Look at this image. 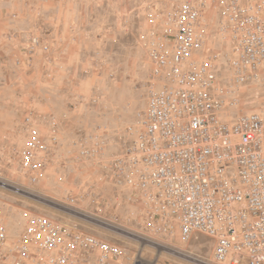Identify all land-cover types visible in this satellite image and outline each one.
<instances>
[{
	"label": "built area",
	"instance_id": "obj_1",
	"mask_svg": "<svg viewBox=\"0 0 264 264\" xmlns=\"http://www.w3.org/2000/svg\"><path fill=\"white\" fill-rule=\"evenodd\" d=\"M209 8L217 36L230 44L227 82L218 74L219 53H205ZM149 36L151 81L146 106L128 129L132 139L106 158L102 137L92 135L79 157L97 159L114 189L129 191L154 234H203L214 242L215 264H264V118L224 116L240 87L264 81V0H175ZM38 44L34 38L32 48ZM47 122L45 138L31 112L23 118L28 137L17 157L31 183L46 176L59 142L58 120ZM86 199L99 213L106 207L96 187L66 203L85 217L79 205ZM0 264L142 263L119 244L44 214L27 216L11 239L0 209Z\"/></svg>",
	"mask_w": 264,
	"mask_h": 264
},
{
	"label": "rangeland",
	"instance_id": "obj_2",
	"mask_svg": "<svg viewBox=\"0 0 264 264\" xmlns=\"http://www.w3.org/2000/svg\"><path fill=\"white\" fill-rule=\"evenodd\" d=\"M172 1L0 0V209L11 239L27 216L44 214L119 244L142 264H215L213 240L183 239L176 228L154 234L129 191L114 189L97 159L79 157L92 135L102 137L105 157L132 139L128 129L146 106L151 81L149 35ZM205 17V53H219L218 74L227 82L230 44L217 36L215 9ZM238 99L226 119L249 112L264 118V81L240 87ZM27 112L45 138L50 117L59 122L52 162L37 183L17 157L28 137ZM89 187L98 188L106 207L99 213L86 199L79 206L87 215L79 216L66 197Z\"/></svg>",
	"mask_w": 264,
	"mask_h": 264
},
{
	"label": "bare ground",
	"instance_id": "obj_3",
	"mask_svg": "<svg viewBox=\"0 0 264 264\" xmlns=\"http://www.w3.org/2000/svg\"><path fill=\"white\" fill-rule=\"evenodd\" d=\"M192 257V256H191ZM140 262V261H139Z\"/></svg>",
	"mask_w": 264,
	"mask_h": 264
}]
</instances>
